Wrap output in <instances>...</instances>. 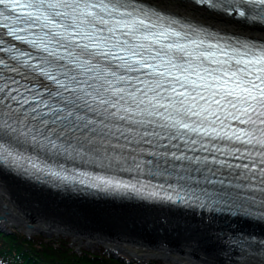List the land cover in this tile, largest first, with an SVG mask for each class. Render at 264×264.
<instances>
[{"label":"snow or ice","instance_id":"snow-or-ice-1","mask_svg":"<svg viewBox=\"0 0 264 264\" xmlns=\"http://www.w3.org/2000/svg\"><path fill=\"white\" fill-rule=\"evenodd\" d=\"M198 3L264 25V0ZM56 158L175 171L212 186L200 189L209 205L264 214V44L225 40L144 0H0V164L99 191L148 186ZM147 195L204 207L194 188Z\"/></svg>","mask_w":264,"mask_h":264},{"label":"bare ground","instance_id":"bare-ground-1","mask_svg":"<svg viewBox=\"0 0 264 264\" xmlns=\"http://www.w3.org/2000/svg\"><path fill=\"white\" fill-rule=\"evenodd\" d=\"M152 1H156L159 4L165 5V7L167 6L169 8L182 11L196 19L199 18V20H205L216 25H221L228 28L237 29L239 31L251 32L255 33L256 35L264 36V26L262 25L252 22H247V24L237 23V19L235 20L229 15H224L208 10L205 7L194 5L187 0ZM6 178L7 177L5 175V172L2 173V171L0 170V200L4 203H7L8 208L15 214L23 215L24 213H30L31 207L29 208L28 206L23 205L18 206L16 204V201L13 200L12 197L4 189V185L1 182ZM35 189L40 191L44 190L37 187H35ZM47 192L51 194L50 191ZM54 196L55 201L53 203L48 202L46 204H56V202L59 201L58 205L56 206L64 207V209L66 210L68 206L63 203L65 201L73 204L88 202L96 208H102L105 210L108 209V213L106 214L107 218L113 217L116 220H122V216H129L128 219L132 218L134 222H140L144 225H147L150 228V232H157L156 235L158 237V242H156L155 245L160 246L164 250L168 251L172 256L183 257L179 261L181 264H193L192 261L200 264H255L252 262H239L220 255L222 254V249L220 245V236L217 235V232L222 228L223 225L220 224L218 220L212 217L208 218L202 215L176 210L171 211V209L163 207L155 208L152 205H142L129 202H107L101 204L98 203V199H85L75 196H73L72 198H68L64 195L59 194H54ZM101 205L106 207H101ZM164 209H166V211H164ZM134 210L149 212L155 211V213L158 214H165L164 212H167L169 217H164L163 220H157L156 218L152 217L151 213H149L151 214L149 218L147 217L145 219H141L143 218L142 216H139L138 214L136 215L135 213L133 214ZM125 211H130V213H124ZM28 216V218H31V214ZM0 222L6 225L13 224L12 219H10L9 217H4ZM255 225V227L264 230V225L259 223H255ZM89 235L98 234L89 233ZM136 239L138 240V244H136L137 246L135 245L136 249L134 250L137 252V254H139L137 256H140V258L147 257L148 253L150 251H153L152 248L154 246H152V243L146 239H141L138 237Z\"/></svg>","mask_w":264,"mask_h":264},{"label":"water","instance_id":"water-1","mask_svg":"<svg viewBox=\"0 0 264 264\" xmlns=\"http://www.w3.org/2000/svg\"><path fill=\"white\" fill-rule=\"evenodd\" d=\"M77 208L81 207L73 206L68 207V210H65L64 207L56 206V204L50 205L39 202L35 205V207L30 208V213H24L23 215H19L13 213L8 208L7 203H4L0 200V221L4 217H9L10 219H12L13 224L7 226H15L19 230L23 229V232L26 236H31L34 234H40L46 237H51L52 235H60L63 237H70L72 240L80 239L81 236H84V238L88 237L102 245L105 251L108 254H111L114 258H117L122 253H127L133 259L142 260L143 258L137 256L139 254H137V252L134 250L136 249V244H138V240L136 239L138 237L141 239L148 240L152 243L151 245L154 246L152 248L153 251H150L148 253V256L144 258L160 259L165 263L171 262L172 264H181L179 261L183 257L172 256L171 254H169L168 251L164 250L160 246L155 245L156 242H158V237L156 235L157 232H150V228L140 222H133L132 226L131 221H128V217L122 216V220H116L111 216V218H107L106 215L97 214L99 218L114 223V231L102 232L98 235H83V233H81V231H79V229H77L72 224V220L70 218L73 217V219H75L77 217H81L83 212L81 210L79 211ZM27 214H31V218H28L29 216ZM34 215H36L37 217ZM89 218H91V216H89ZM5 228L6 224L0 222V231H5ZM134 230H137V233H135ZM151 234H154L155 237ZM192 263L200 264L195 261H192Z\"/></svg>","mask_w":264,"mask_h":264},{"label":"trees","instance_id":"trees-1","mask_svg":"<svg viewBox=\"0 0 264 264\" xmlns=\"http://www.w3.org/2000/svg\"><path fill=\"white\" fill-rule=\"evenodd\" d=\"M0 264H165L160 260L136 261L113 258L102 246L96 249L76 245L68 237L41 235L27 237L10 228L0 231Z\"/></svg>","mask_w":264,"mask_h":264},{"label":"rangeland","instance_id":"rangeland-1","mask_svg":"<svg viewBox=\"0 0 264 264\" xmlns=\"http://www.w3.org/2000/svg\"><path fill=\"white\" fill-rule=\"evenodd\" d=\"M150 1H152V0H150ZM152 2L157 3L156 1H152ZM157 4H159V3H157ZM159 5L165 7V5H162V4H159ZM166 8H169V7L166 6ZM169 9H172V8H169ZM172 10L184 13V12L176 10V9H172ZM184 14H186V13H184ZM202 21H205V20H202ZM205 22H208V21H205ZM209 23L214 24L212 22H209ZM214 25H216V24H214ZM216 26L222 27V28H225L228 30L238 31V32L247 33L250 35L259 36V37L264 38V36L256 35L255 33L239 31L237 29L228 28V27L221 26V25H216ZM2 173H3V171H2ZM5 175L7 178L4 179L1 183H3L4 189L12 197V199L16 201V204L18 206L23 205V206H28L29 208L30 207L32 208V207H35V205L39 202L40 203H48V202L53 203L55 201L54 194H49V192L37 190L34 187H32V186H30V185H28L22 181H21L22 182L21 183L19 181V179L12 177L10 174H8L6 172H5ZM58 202H56V205H58ZM63 203H65V205L68 207H73V206L81 207V208H77L79 211L81 210L83 212L81 217L80 218L77 217L75 219H73V217H70V218L72 220V224L77 229H79V231H81V233H83V235H88L89 233L101 234L102 232L114 231V227H113V225H115L114 223H112L108 220H104L102 218H99L97 216V214L98 215H106L108 213L107 212L108 209L105 210L102 208H96L88 202H80L77 204H72V203L65 201ZM101 207H106V206L101 205ZM153 207H155V206H153ZM155 208H159V207H155ZM134 211H133V214L135 213L136 215L138 214L139 216L143 217L141 219H145L147 217L149 218L151 214H152V217L156 218L157 220H163L164 217L165 218L169 217L167 212H164L165 214H158V213H155V211H150V212L149 211H139V210H134ZM164 211H166V209H164ZM124 213H130V211H125ZM149 213H151V214H149ZM89 216H91V218H89ZM96 216H97V218H96ZM128 221H131V225L133 226V222H134L133 219L129 218ZM124 222H125V220H124ZM135 223H139V222H135ZM125 226H127V225H125ZM222 229H224V228L222 227ZM124 231H125V229H124ZM134 232L137 233V230H134ZM151 235L155 237L154 234H151ZM73 242L78 246H82V247L90 248V249H96L99 246H101L95 240L88 238V237L84 238V236H81L80 239H76ZM121 255L124 257H126V256L130 257V255L127 253L126 254L122 253ZM220 255H222V254H220ZM143 259H148V258H143ZM169 264H171V262H169Z\"/></svg>","mask_w":264,"mask_h":264}]
</instances>
